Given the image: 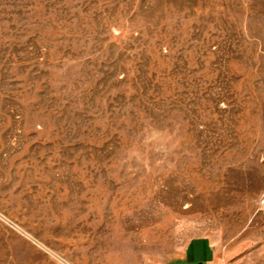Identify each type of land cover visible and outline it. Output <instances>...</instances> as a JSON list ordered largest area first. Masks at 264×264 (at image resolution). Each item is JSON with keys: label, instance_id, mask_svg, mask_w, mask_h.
<instances>
[{"label": "rangeland", "instance_id": "1", "mask_svg": "<svg viewBox=\"0 0 264 264\" xmlns=\"http://www.w3.org/2000/svg\"><path fill=\"white\" fill-rule=\"evenodd\" d=\"M264 264V0H0V264Z\"/></svg>", "mask_w": 264, "mask_h": 264}, {"label": "crops", "instance_id": "2", "mask_svg": "<svg viewBox=\"0 0 264 264\" xmlns=\"http://www.w3.org/2000/svg\"><path fill=\"white\" fill-rule=\"evenodd\" d=\"M175 264H218L212 241L207 237L190 240L184 253Z\"/></svg>", "mask_w": 264, "mask_h": 264}]
</instances>
